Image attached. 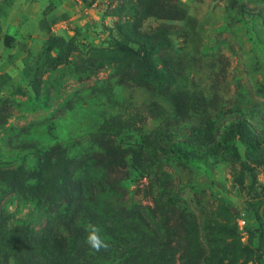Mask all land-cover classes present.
<instances>
[{"label":"rangeland","instance_id":"1","mask_svg":"<svg viewBox=\"0 0 264 264\" xmlns=\"http://www.w3.org/2000/svg\"><path fill=\"white\" fill-rule=\"evenodd\" d=\"M0 264H264V0H0Z\"/></svg>","mask_w":264,"mask_h":264},{"label":"clouds","instance_id":"2","mask_svg":"<svg viewBox=\"0 0 264 264\" xmlns=\"http://www.w3.org/2000/svg\"><path fill=\"white\" fill-rule=\"evenodd\" d=\"M85 232V243L92 250H106L109 247L108 242L101 235V229L99 226L89 223L85 226Z\"/></svg>","mask_w":264,"mask_h":264},{"label":"built area","instance_id":"3","mask_svg":"<svg viewBox=\"0 0 264 264\" xmlns=\"http://www.w3.org/2000/svg\"><path fill=\"white\" fill-rule=\"evenodd\" d=\"M238 224H239L240 227H243V226L245 225V220L240 219V220L238 221Z\"/></svg>","mask_w":264,"mask_h":264}]
</instances>
